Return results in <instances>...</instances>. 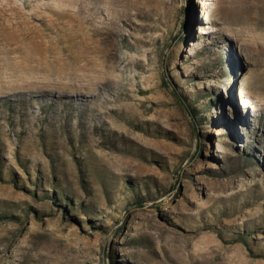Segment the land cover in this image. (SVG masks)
I'll use <instances>...</instances> for the list:
<instances>
[{
	"label": "rangeland",
	"instance_id": "obj_1",
	"mask_svg": "<svg viewBox=\"0 0 264 264\" xmlns=\"http://www.w3.org/2000/svg\"><path fill=\"white\" fill-rule=\"evenodd\" d=\"M0 264H264V0H0Z\"/></svg>",
	"mask_w": 264,
	"mask_h": 264
},
{
	"label": "trees",
	"instance_id": "obj_2",
	"mask_svg": "<svg viewBox=\"0 0 264 264\" xmlns=\"http://www.w3.org/2000/svg\"><path fill=\"white\" fill-rule=\"evenodd\" d=\"M184 38H186V35L181 37V39L183 40ZM64 199V198H63ZM70 200H66V202H69ZM244 240V239H243Z\"/></svg>",
	"mask_w": 264,
	"mask_h": 264
}]
</instances>
